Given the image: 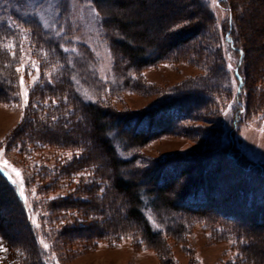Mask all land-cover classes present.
<instances>
[{"label": "trees", "instance_id": "trees-1", "mask_svg": "<svg viewBox=\"0 0 264 264\" xmlns=\"http://www.w3.org/2000/svg\"><path fill=\"white\" fill-rule=\"evenodd\" d=\"M90 1L101 16L109 46L116 63H119L118 71H116L118 75L127 74L166 59L183 60L188 64L196 65L201 69V73L179 82L176 88L171 89L172 91L169 90L148 108L139 111L117 109L100 100L87 99L76 88L74 81V75L84 73V64L81 59L70 62L68 52L64 51L62 46L65 43L51 30L45 28L37 13H25L23 8L14 7L8 10V18L29 28L36 44L47 54V62L42 61L40 69L44 71V68L52 67L56 63H62V68L59 69L55 78L49 77L51 81L44 78V72H42L39 83L29 89L23 119L18 124L17 132L9 133V143L17 144L19 151L25 153L29 149H39L41 145L64 148L71 145V147L79 148L86 146L84 142H90L93 152L97 151L105 156L104 161L97 159V162L101 163L104 169L109 170L108 182L115 193L116 200L121 203L120 207L116 208L115 221H108L113 222L111 225L135 224L134 227L142 235L155 241L163 238L170 231L176 233L182 228L178 222L170 223L175 220L173 217L176 215L206 217L224 223L227 220L222 219L221 216L232 218L237 222L226 223L230 227L223 232L226 230L231 232V237L239 244L241 261L254 263L256 257L249 252L250 246L254 248V243L250 237H247L249 231L245 229L264 226V167L249 164V161L238 153L235 154L236 160H233L232 156L226 154L224 145L214 137L219 129L216 125L219 122V112L228 103L230 87H227L224 82L227 73L220 45L221 38L209 7L203 0H187L190 7L186 10L185 0H182L180 6L174 1L172 10L179 15L176 20L169 21L165 33L172 42L166 45L165 42H161V39H148L144 29H135L133 25L137 20L125 19L108 11L109 5L120 9L135 0ZM137 1L145 6L147 0ZM219 1L224 3L227 13L224 32H227L232 46L240 56L239 66L244 65L241 71L239 68L237 70L240 80L234 77L236 90H238L237 97L241 96L242 91L248 94L245 97V103L239 108L244 107L243 111L253 108L256 110L254 112L261 113L264 118V46L260 49L261 61L254 67V71L253 68L250 71L248 67L253 56H249L248 46L249 49L252 47L250 40L254 37L246 31L243 12L236 10L237 4L246 1L250 5L254 4L253 0ZM254 1L256 4L264 3V0H260L259 3L257 0ZM61 3V7L65 6L64 0ZM150 5L149 2L148 11H152ZM163 14L162 18H166L169 12ZM8 18H5L4 14L0 15V66L2 67L0 69V102L14 103L19 94L20 72L16 68L20 63L12 47L8 49L6 45L8 37L13 36L10 22H7ZM252 29H249V32H252ZM191 42H194L193 47L187 54L184 49ZM55 57L60 61L53 60ZM87 57L89 54L84 61L89 59ZM75 71L79 72L75 73ZM251 79H253L252 82ZM252 92L255 94L251 95ZM204 119H208L207 123L211 124L203 128L202 133L200 132L201 141L205 144L195 153L167 157L153 163L141 161L139 155L135 153L137 148L151 140L174 132L178 125L185 124V121L195 123ZM86 121L89 122V130L84 142L80 138L71 140L64 136L63 131L69 132L66 129L67 126L78 135L79 129L84 127L83 123L85 127L87 126ZM63 127L66 130H63ZM56 130L60 132L51 133ZM230 138L232 139L231 136ZM84 157V153L80 157L74 155L70 161L65 162V167L60 172L44 167L35 175L43 183L42 187H52L62 176H69V174L72 176L71 173L83 163ZM219 160L226 161V168L235 173L236 179L235 184L231 186L232 190L238 191L236 194L242 198L244 209L247 212L250 211L253 217L256 215L254 220L257 221L256 223L252 220L249 225H246L244 221L237 220L238 217L234 213L222 212L217 209L218 206L216 208L215 200L211 196L213 190L209 192L213 188L209 172L216 167L219 169ZM72 194L74 193L51 201L52 209L64 211V215L67 216L65 222L61 221L59 228H55L57 232L55 239H59L58 243H69L77 231L76 228L83 227V224L77 225V220L70 218L69 212L75 209L71 205ZM7 201L12 202L15 207L18 205L19 211L16 213L20 215L26 229L25 240L17 241L14 236L5 232L6 226H9L8 219L5 220L0 216V243L9 246L11 251L18 254L13 263L49 264L47 251L50 248H44L38 241L36 227L30 221L28 210L16 188L4 174H0V209ZM221 202L218 204H223ZM7 214L9 211L6 216ZM83 214L86 215L84 212ZM149 217L153 219L156 226H153ZM221 225L224 226V224ZM118 226L115 227L120 228ZM115 227H105L103 230L108 233L110 231L119 233L120 231ZM97 239L101 241L102 236ZM93 240L95 241L96 238L91 239Z\"/></svg>", "mask_w": 264, "mask_h": 264}, {"label": "rangeland", "instance_id": "rangeland-1", "mask_svg": "<svg viewBox=\"0 0 264 264\" xmlns=\"http://www.w3.org/2000/svg\"><path fill=\"white\" fill-rule=\"evenodd\" d=\"M62 1L0 0V15L4 14V17L8 18V10L21 7L25 13H37L44 26L46 21L48 26L45 28L51 30L65 43L62 46L64 51L68 49L66 52H68L70 62L81 59L84 64V73L74 75V81L76 88L87 99L100 100L117 109L139 111L148 108L169 90L176 88L179 82L201 73V69L196 65L188 64L183 60L166 59L154 65L118 75L116 71H118L119 63H116L109 46L107 32L103 28L101 16L96 7L90 0H64L65 6L61 7ZM147 1L145 6L137 0L120 9L111 5L106 6L109 12L123 16L125 19L137 20L133 27L137 30L144 29L148 34V39H161V42H165L166 45L170 44L172 41L169 37L167 38L165 31L169 21L176 20L179 15L178 12L175 13L172 10L173 6L175 4L180 6L182 0H149L152 11H148L149 2ZM174 1H176L175 4ZM185 1L187 10L190 6L189 2ZM203 1L212 12L215 26L220 33V45L227 73L224 82L227 87H230L228 103L219 112V122L216 123L219 129L214 137L224 145L226 154L232 156L233 160H236L235 154L238 153L249 161V164L264 167V118L261 113L254 112L256 110L253 108V111H243L244 107L239 108L245 103V97L248 94L242 91L241 96L237 97L238 90H236L234 77L240 80L237 70L239 68L241 71L244 65L239 66L240 56L232 46L227 32H224L226 8L219 0ZM257 1L260 2V0ZM252 3L254 4L249 3L248 5L246 1H243L236 5V10L243 12L246 31L254 37L250 40L252 47L249 49L248 46V54L253 56V62L250 60L248 67L250 71L252 68L254 71V67L261 61L260 49L264 46V3L256 4L254 0ZM168 12L167 19L162 18L163 13ZM7 22H10L13 36L8 37L6 45L7 47L9 44L12 45L17 55L20 64L16 69L20 72L19 81L23 76L25 88L29 91L38 84L42 72H44V78L46 77L49 81H51L49 77L55 78L59 69L62 68V63H56L52 67L44 68V71L41 70V63L47 62V54L36 44L32 31L9 18ZM249 29H252V32H249ZM193 43L186 46L184 52L189 54ZM87 54H89L87 57L89 59L84 61ZM53 60L60 61L56 57ZM62 62L64 64V61ZM33 63L36 67H32ZM77 72L79 71H75ZM33 77H37L36 83H33ZM250 81L252 82L253 79ZM22 93L23 89L19 83V94L16 101L14 103L0 102V149H3L0 154V167L7 165L8 172H12L13 168L19 170L26 202L20 195L19 197L28 210L30 221L36 227L38 241L43 240L50 248L47 251L49 264H264L263 225L245 229L249 231L247 237H250L254 243V248L250 246L249 251L252 252L253 257H256L254 263L241 261L239 244L231 237V232L228 230L223 232L230 227L226 223L237 222L232 218L221 216L222 219L227 220L224 223L206 217L176 215L173 217L175 220L170 223L178 222L182 228L176 233L170 231L166 236L155 241L142 235L134 227L135 224L111 225L113 222L108 221H115L116 208L120 207L121 203L116 200L115 193L108 182L109 170L104 169L102 164L97 162V159L104 161L105 156L97 151L93 152L91 143L84 142L87 139L89 122H85L86 127L83 123L85 128L81 123L83 128L79 129L78 135L74 134L68 126L66 129L69 132L63 131L66 138L82 139L86 144L84 147L74 148L71 145L66 148L63 146L42 147L41 145L39 149H29L28 152L23 153L19 151L17 144L9 143V133L17 132L18 124L23 119L26 110ZM254 94L255 92L251 93V95ZM229 105H231L230 109ZM207 121L209 120L204 119L195 123L185 121V124H179L174 132L151 140L146 145L137 148L135 153L139 155L141 161L147 163L161 161L167 157H177L185 153H195L205 144L201 141L200 132L202 133L203 128L210 126L211 123ZM66 129L63 127V130ZM59 132L56 130L51 133L58 134ZM230 136L232 139H229ZM83 153L85 156L83 163L71 173L72 176L70 174L69 176L61 175L62 178H59L54 186L42 187L43 183L35 175L37 172L44 167L60 172L65 167L66 161H70L74 155L80 157ZM226 164V161L219 160V169L214 167L215 169L212 168L214 170L209 172L213 182V188L209 192L213 190L211 196L218 210L234 213L238 217H236L237 220L249 225L250 221L255 220L256 215L253 217L250 211L247 212L244 209L242 198L236 194L238 191L232 190L231 186L235 184L236 175L226 168ZM12 175L18 182L20 181L21 177H16L15 173ZM16 191L18 193L17 189ZM70 193H74L72 194L74 197H71V205L75 207V209L72 207L71 213L69 212L70 218L77 220V225L83 224V227L76 228L77 231L69 243H58L59 239H55L57 233L55 228L58 229L62 224L60 222H65L67 216L64 215V211L52 209L51 201ZM219 202L223 204L219 205ZM8 211L9 214L6 216ZM16 211H19L18 205L15 207L12 202L7 201L1 206L0 216L9 221V226L4 227L5 232L14 236L17 241H23L26 229ZM83 212L86 213L85 216ZM149 220L153 226H156L153 219L149 217ZM105 227H115L120 232L110 231L112 233L110 234L103 230ZM99 236H102L101 241L97 239ZM95 238V241H91ZM246 253L251 256L250 253ZM17 256V252L15 254L9 246L0 243V264H14Z\"/></svg>", "mask_w": 264, "mask_h": 264}, {"label": "snow or ice", "instance_id": "snow-or-ice-1", "mask_svg": "<svg viewBox=\"0 0 264 264\" xmlns=\"http://www.w3.org/2000/svg\"><path fill=\"white\" fill-rule=\"evenodd\" d=\"M93 11L95 12V9H93ZM45 26L46 27L48 26L46 21H45ZM8 47L11 48L13 46L8 45ZM65 51H68V49H65ZM32 67H36V65L33 63ZM229 68H231V65H229ZM17 71H19V69H17ZM32 79H33V83L37 82V77H33ZM19 83H20L21 88L23 89L22 95L24 97V104L27 105V103H28V90H27V88H25L23 76L20 77ZM228 107L230 109L231 105H229ZM2 152H3V149H0V154H2ZM12 173H15L16 177H21L19 170L15 169V168L12 169V172H8L7 171V165L0 167V174H4L7 177L9 182L18 190V194L20 195V197L24 198L25 202H26L22 177L20 178V181L18 182L17 179L13 178ZM40 242L43 244L44 248L49 247L46 243H44L43 240H41Z\"/></svg>", "mask_w": 264, "mask_h": 264}, {"label": "bare ground", "instance_id": "bare-ground-1", "mask_svg": "<svg viewBox=\"0 0 264 264\" xmlns=\"http://www.w3.org/2000/svg\"><path fill=\"white\" fill-rule=\"evenodd\" d=\"M5 116H6V115H5ZM3 117H4V115H3ZM99 248H100V247H99ZM103 248H104V246H103ZM101 249H102V248H101ZM101 249H100V250H101ZM108 249H109V248H108ZM106 250H107V249H106ZM98 252H99V250H98Z\"/></svg>", "mask_w": 264, "mask_h": 264}]
</instances>
